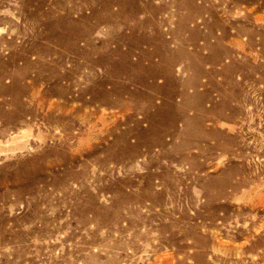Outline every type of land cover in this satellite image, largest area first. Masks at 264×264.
Listing matches in <instances>:
<instances>
[{
  "label": "rangeland",
  "instance_id": "1",
  "mask_svg": "<svg viewBox=\"0 0 264 264\" xmlns=\"http://www.w3.org/2000/svg\"><path fill=\"white\" fill-rule=\"evenodd\" d=\"M0 264H264V0H0Z\"/></svg>",
  "mask_w": 264,
  "mask_h": 264
}]
</instances>
